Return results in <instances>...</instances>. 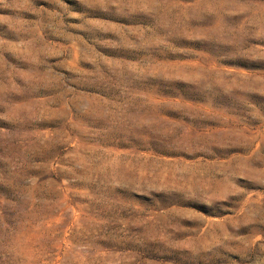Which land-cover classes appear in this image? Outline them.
I'll return each mask as SVG.
<instances>
[{"label":"rangeland","instance_id":"obj_1","mask_svg":"<svg viewBox=\"0 0 264 264\" xmlns=\"http://www.w3.org/2000/svg\"><path fill=\"white\" fill-rule=\"evenodd\" d=\"M0 264H264V0H0Z\"/></svg>","mask_w":264,"mask_h":264}]
</instances>
